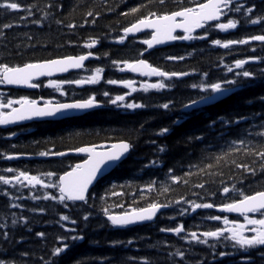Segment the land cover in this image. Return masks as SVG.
<instances>
[{
  "label": "snow or ice",
  "instance_id": "1",
  "mask_svg": "<svg viewBox=\"0 0 264 264\" xmlns=\"http://www.w3.org/2000/svg\"><path fill=\"white\" fill-rule=\"evenodd\" d=\"M178 2V0H177ZM127 4V0H124ZM152 0H140L136 6H131L129 11H121L119 14L128 16L136 14L141 10L148 8L146 14L138 17L130 25L122 29L123 35L116 41L119 44H124L125 39L129 36H135L137 33L150 31V38L139 40L140 44L146 45L139 55L143 57L144 53L153 49L156 45H163L172 41H196L207 40L209 29L214 27L221 32H226L229 29H236L238 24L243 21L245 25H258L264 22V13L257 12L256 3L252 0H193L194 6H184L179 4L175 10L159 11L152 10L149 5ZM160 8L166 7V0H156ZM63 5L54 0H48L43 8L40 7L38 0L31 4H22L19 0H0V10L5 14L22 13L15 20L0 24V38L5 35V30L19 27H27L29 21L37 27H43L42 21L47 20L49 16L55 13L48 10L55 9L60 11ZM37 11L43 12V15L38 19H31L36 15ZM234 14L239 19L228 18L227 22H222V17H229ZM92 10L86 13L84 23H88L87 17L98 16ZM212 22H216L214 25ZM57 25L63 22L59 19L55 20ZM95 23V20L92 21ZM68 29H75V23L64 25ZM84 27V24L79 25ZM199 29H204V34H197ZM179 33H182L179 34ZM27 39L31 41L32 36L28 35ZM252 41L262 42L264 46V34L252 35L242 39H230L227 42H221L220 39L211 41L213 45L223 49H229L231 45H249ZM97 39H91L90 42L83 44L86 49L96 47ZM33 45L29 44L28 47ZM255 51V48L251 49ZM107 53L104 56L107 57ZM93 56V53L81 54L77 56H66L63 58L48 59L37 62H26L16 65L0 62V85L26 87L29 89L39 88L41 85L35 83L41 77H53L56 73H67L70 69H81L84 67V62ZM99 59V56H93ZM168 59H184V57H168ZM112 64L117 65L119 71H129L136 73L142 77H158L162 78L157 83H144L140 90L147 93L150 89L157 91L171 89L174 84H166L165 80H172L174 77L180 80L183 77L193 75L189 72H167L152 66L145 59L140 58L133 61H117L112 60ZM251 63H264V57H248L245 59H236L233 64H225L226 73L223 78L215 81L200 79L198 82L188 84V88L193 91V95L186 101H181L177 105L176 101L169 100L162 104L151 105L154 109H163L166 113L179 112L180 115L172 121V126H164L155 130L154 135L165 137L169 135L172 128L182 124L193 113L201 111L204 108L215 105L216 103L234 95L238 90L248 86L251 81L264 78V68H259L257 71L245 68V65ZM123 64V67H119ZM104 68L96 67L91 75L74 80H52L49 79L44 85L48 88H53L61 96L65 95L62 90L64 84H75L82 86L84 84L96 85L101 81ZM228 74H231L230 76ZM205 78L208 73H203ZM109 85L122 84L129 92L126 95H131L138 91L133 85L136 81L132 79H124L117 81L108 79ZM105 97H109L107 91L103 92ZM126 95H116L109 99V103L126 110L135 111L137 109H147L148 104L143 102H125ZM264 103V96L258 98ZM250 99L247 103H252ZM101 105L96 101L95 96H90L84 100L74 102H53L52 100L44 101L42 106L34 99H29L26 96L18 98L5 97L0 94V126H9L19 124L24 121L38 119L55 120L58 117L66 118L70 113L86 112ZM257 117H264V111L253 113L251 117L243 116H227L220 115L214 120H210L205 126L204 133L192 134L186 137V142H192L198 145H205L200 148L199 156L196 160L189 161V169L183 172L184 177H189L193 173L191 169H196L208 177H216L222 175L218 170L222 165H234L238 171L240 179L238 183L243 184L244 180L257 174L264 176V120L259 124L251 123ZM244 121L250 122V127L244 128L238 132L235 137H228L225 133L231 127L240 125ZM144 126L141 125V128ZM220 130L218 138L215 133ZM16 133L9 134L7 139L15 136ZM211 137V139H209ZM146 143L156 145L157 154L162 157L167 148L165 145L157 144L156 140H149ZM15 147V145H12ZM134 148V144L130 141L119 140L111 144L91 145L70 149V151L83 155L81 162L69 165L63 174H57L53 171L43 172L40 175H32L28 171L18 170L13 167L0 169V196L7 199L5 211H0V264H28L26 258L32 257L29 252H16L15 245H18L23 240L15 239V230L17 227H25V230L31 232V227L28 226V217L23 215L24 211L39 212L43 214L45 209H26L24 205L17 203L21 200H44L54 201L56 204L63 205L69 208L70 204L76 206L79 202V207L82 209L94 207V203L90 204V188L95 182L100 179L106 168L118 167L127 154ZM214 149H218L214 150ZM24 154H5L0 152V158L6 160L19 159ZM40 157H64L68 153L64 151L52 152L41 151L38 153ZM240 155L244 158L242 161H237L231 157ZM30 158V157H29ZM149 167L162 168L163 164L159 159L153 158L146 162L141 169L138 170L142 174L144 169ZM9 173L11 175H5ZM174 169L169 167L165 173L164 179L150 178L141 192L159 191L161 195L171 192L173 189L168 184L171 181L172 185L180 184L182 177L175 175ZM58 177L57 179H53ZM234 179V177H233ZM215 183V180L211 181ZM224 185L223 180L220 181ZM184 185H189V180L183 179ZM121 187H124L121 185ZM192 187L203 189V194L192 192L193 196L198 197L197 200L189 199L186 196L180 198L152 200L144 207L129 208L121 212H113L112 206L103 203L100 205V212L106 220L107 225L112 229H129L136 225H141L146 222H154L158 214L164 215L162 209H173L175 215L168 214L169 220H175L176 216L186 217L192 216L198 210H211L221 213H235L243 218V222L239 220H230L227 216L206 215L202 216V220L220 221L222 227L217 226L215 229H206L196 231L186 229L182 222H178L174 227H159L160 233H170L184 242L187 247H175L166 242L158 241L156 244H149V251L155 253L154 256L145 255L143 257H135L127 254V250L137 241L134 239H114L108 242V246L112 248L120 247L125 250V254L119 259L110 254L93 257V264H162L160 248L163 245V264H216L217 259L223 260L225 257H236V264H264V190L256 191L253 194L244 193L242 188H237L236 183L232 185L231 191L233 194L238 193V199H232L231 202L221 203L219 205L214 202H208L206 197L215 196V192H210L204 182L196 183ZM27 189L29 195H24V190ZM54 189L55 194H49L44 191L42 196L34 195V190ZM230 192L228 186H223L221 195H227ZM122 192L113 191V196L123 195ZM94 201V198H92ZM103 199V198H101ZM179 206V207H176ZM116 208H123L122 203L114 205ZM17 210V211H12ZM251 214V215H250ZM92 212L85 211L82 214V220L87 222L92 216ZM63 222H69L71 225H76V219L70 218L69 215L59 214V219L55 223L64 229L66 233H71L69 236L58 237L60 246L52 249L46 259L43 255L39 257L42 264H58V258L65 254L72 245L84 241L83 228L77 231L76 227H66ZM99 227H104L100 224ZM195 227L199 228V225ZM37 237L44 238V232H37ZM70 241V243H64ZM95 243V242H90ZM197 246H206L207 252L204 256H200L194 250ZM225 249V250H220ZM84 255H89L85 253ZM211 257V260L208 257ZM82 257H76V260H81ZM76 260L72 264H76Z\"/></svg>",
  "mask_w": 264,
  "mask_h": 264
},
{
  "label": "trees",
  "instance_id": "2",
  "mask_svg": "<svg viewBox=\"0 0 264 264\" xmlns=\"http://www.w3.org/2000/svg\"><path fill=\"white\" fill-rule=\"evenodd\" d=\"M22 4H31L35 0H19ZM48 0H38L41 8ZM54 2L62 3L63 7L60 11L55 9L48 10L55 13L49 16L47 20L42 21L43 27H37L30 23L27 27H19L5 30V35L0 38V62L11 65L23 64L26 62H37L48 59L63 58L66 56H77L86 53H93L99 56L92 63H89L87 70L94 71L96 67L104 68L102 80L93 87L77 88L72 87L70 90L71 99H87L95 96L104 104V109L89 113L83 117L67 119L59 122H44L28 126L19 127L13 130H0V152L5 154H24L27 156H39L41 151L59 152L70 151L77 147L91 146L98 144H110L123 139L134 144L132 153L124 163L118 167L110 176L100 181L90 194L89 203H94V207L82 209L78 205H71L65 208L63 205L56 204L54 201L40 200H21L17 201L24 205L26 209H45L43 214L39 212L24 211L23 215L28 217V226L31 232L25 230V227H17L15 230V239L23 240L20 244L15 245L16 252H29L33 256L26 258L28 264H42L39 259L43 255L46 259L52 249L60 246L58 237L69 236L59 224L55 223L59 219V214L69 215L70 218L76 219L77 224L71 225L69 222H63L66 227H76L79 232L83 228L85 239L83 242L72 245L70 249L58 258V264H72L76 257H82L76 260V264H93V257L110 254L119 259L125 254V250L120 247L112 248L108 246V242L114 239H134L137 242L129 247L128 255L135 257H143L145 255L154 256L155 253L149 251V244H156L158 241L166 242L175 247H187L182 240L170 233H160L159 227H174L178 222H182L186 229L203 231L206 229H215L221 226L220 221L202 220V216L220 215L213 209L198 210L192 216L180 217L176 216L175 220H169L168 214L175 215L173 209L164 211L154 223L145 226H139L129 229H112L107 225L106 220L100 212V205L106 203L111 207L113 212L125 211L129 208L144 207L155 199L163 200L165 196L169 199L180 198L186 196L189 199L197 200L198 197L193 196L192 192L203 194L204 190L192 187L196 183L204 182L206 188L210 192H215V196L206 197L208 202H214L219 205L225 202H231L232 199H238V193L233 194L232 185L236 183L237 188H242L244 193L253 194L256 191L264 190V176L257 174L255 177H247L243 184L238 183L240 175L235 170L234 165H222L218 170L222 175L216 177H208L196 169H191L192 175L184 177L183 172L189 169V161H195L199 156L201 147L192 142H186V137L192 134L204 133L205 126L210 120L216 119L220 115L227 116H249L253 113L264 111V103L260 102L258 97L264 96V78L251 81L247 87L238 90L234 95L217 103L214 106L193 113L182 124L172 128L169 135L159 137L154 135L155 130L164 126H172L174 118L180 115L179 112L166 113L163 109H154L153 104H162L169 100L176 101L177 105L181 101H186L194 93L188 88V84L198 82L200 79L215 81L223 78L226 73L225 64L231 65L236 59H245L248 57L258 56L264 57V46L262 42H254L249 45H231L229 49H223L213 45L211 41L220 39L221 42H227L230 39H242L252 35L264 34V22L258 25H245L243 21L238 24L236 29H229L221 32L214 27L209 29L207 40L196 41H180L175 45L154 51H146L141 57L140 51L146 47L139 43V40L146 39L147 34L136 39H125L124 44L116 41L123 35L122 29L130 23L134 22L138 17L146 14L149 10L145 8L136 14L122 16L121 11H129L131 6H136L140 0H54ZM179 4L184 6H194L193 0H178ZM177 0H166V7L160 8L156 0H152L149 7L152 10L170 11L175 10L178 6ZM257 5V12L264 13V0H252ZM92 10L98 13V16L87 17L88 23L85 22L86 13ZM22 13L5 14L0 10V24L10 22L16 19ZM43 12L37 11L36 15L31 19H38ZM228 18L239 19L238 16L230 14L225 17L222 22H227ZM61 20L63 23L57 25L55 20ZM95 20L93 24L92 21ZM75 23V29H68L64 25ZM84 24V27L79 25ZM199 34H204L202 31ZM33 37L31 41L27 36ZM91 39H97L96 47L86 49L83 44L90 42ZM33 45L28 47V45ZM255 48V51L251 49ZM107 53V57L104 56ZM168 57H184V59H168ZM143 58L154 67L167 72H189L193 75L183 77L177 80H165L166 84H174L171 89L160 91H137L131 95L121 87H114L106 83L108 79L121 81L124 79H140L131 74L119 71L117 65L111 63L112 60L117 61H133ZM119 67H123L120 64ZM252 71L264 68V63H251L245 65ZM207 72L208 77L205 78L203 73ZM229 76L231 74H228ZM143 79V78H141ZM107 91L109 96L114 98L116 95H126L125 102H143L149 105L147 109H137L135 111L117 108L110 104L103 92ZM9 96L18 98L26 96L33 99H55L60 95L54 93L52 89L46 88L41 84L39 90L34 93H25L21 91H9ZM250 99L252 103H247ZM264 117H257L251 123L259 124ZM141 125L144 127L141 128ZM250 127L249 121H244L240 125L231 127L225 133L228 137H235L238 132L244 128ZM15 132L16 135L7 139L10 133ZM220 130L217 129L215 135L218 138ZM211 139V137H209ZM149 140H156L157 144L165 145L167 151L160 157L156 152V145L146 143ZM15 145V147H12ZM217 150L218 149H214ZM159 159L163 164L162 168L149 167L144 169L142 174L138 172L142 166L151 159ZM242 161L240 155L229 159ZM0 158V169L13 167L18 170L28 171L32 175H40L43 172L53 171L58 175L69 165L78 163L80 159L66 158L63 160L40 159L32 161H22L16 164H6ZM174 169L175 175H180L182 181L180 184H168L173 189L171 192L161 195L159 191L141 192L150 178L164 179L168 168ZM5 175H11L4 173ZM234 177V179H233ZM54 177L53 179H57ZM183 179L189 180V185L183 184ZM215 180V183L211 181ZM225 182L221 185L220 181ZM123 185L124 187H121ZM223 186H228L230 192L227 195H221ZM44 191L49 194H55L54 189L34 190L33 194L42 196ZM122 192L123 195L113 196L112 192ZM24 195L28 196V190H24ZM94 198V201L93 199ZM103 198V199H101ZM199 202V201H198ZM8 201L5 197L0 196V211H5ZM122 203L123 208L114 207L115 204ZM179 207V206H176ZM17 211V210H12ZM85 211L92 212L90 220L85 222L82 220V214ZM104 227H99L100 224ZM199 225L200 227H195ZM37 232H44L45 237L42 239L36 236ZM90 242H95L91 243ZM70 243V241H64ZM225 250V249H220ZM165 251L161 245V261L163 264V252ZM200 256H204L207 252L206 246H197L194 250ZM88 253L89 255H84ZM211 260V257H208ZM216 264H236V257H225L223 260L217 259Z\"/></svg>",
  "mask_w": 264,
  "mask_h": 264
},
{
  "label": "water",
  "instance_id": "3",
  "mask_svg": "<svg viewBox=\"0 0 264 264\" xmlns=\"http://www.w3.org/2000/svg\"><path fill=\"white\" fill-rule=\"evenodd\" d=\"M213 23V22H212ZM202 29H199L197 30V32L201 31ZM147 32H150L149 30H145L144 32H141V33H137L134 37H137L139 35H142L144 33H147ZM196 32V33H197ZM195 34V33H194ZM130 38H134L133 36H129ZM176 41H172V42H167L163 45H156L154 46L153 49H160V48H164V47H168V46H171L175 43ZM152 50V49H151ZM94 56V55H93ZM93 56H90L88 60H86L84 62V67L86 66V64L90 61H92L94 58ZM84 67H82L81 69H70L67 73H56L53 77L51 78H54V77H60V76H64V75H67L69 73H72V72H76V71H80L82 69H84ZM132 73V72H131ZM136 74V73H135ZM43 78H48V77H41L40 79H43ZM39 79V80H40ZM38 81V80H37ZM9 88H16V89H21V90H24V91H32V90H35L36 88H33V89H29V88H26V87H16V86H8ZM37 103L40 105L41 101H37ZM100 104V103H99ZM101 105V104H100ZM42 106V105H41ZM210 107V106H209ZM102 108V105L100 107H97V108H94L92 110H89V111H86V112H75V113H70L68 115V117L66 118H63V117H58L57 119L55 120H48V119H38V118H34L33 120H29V121H24V122H21L19 124H15V125H9V126H0L1 128L5 129V128H9V127H14V126H18V125H24V124H29V123H34V122H44V121H58V120H64V119H69V118H75V117H80V116H84L88 113H91V112H94V111H98ZM68 153V155L64 156V157H68V156H83V155H80V154H76L74 152H66ZM130 154V153H129ZM127 154V157L128 155ZM55 157V156H54ZM64 157H55V158H64ZM127 157L125 159H123L122 163L127 159ZM21 159V157L19 158ZM121 164V163H120ZM119 164V165H120ZM116 167H113V168H106L104 170V173L103 175L100 177V179H98L97 182L94 183V185L90 188V191L96 186V184L102 180L103 178H105L106 176H108L109 174H111L113 172V170L115 169ZM79 203V202H77ZM164 209L161 210V212L163 211ZM225 214H229V215H232V216H238V214H235V213H225ZM159 215V214H158ZM150 222H146L144 224H148Z\"/></svg>",
  "mask_w": 264,
  "mask_h": 264
},
{
  "label": "rangeland",
  "instance_id": "4",
  "mask_svg": "<svg viewBox=\"0 0 264 264\" xmlns=\"http://www.w3.org/2000/svg\"><path fill=\"white\" fill-rule=\"evenodd\" d=\"M144 83H156V82H153V81H147V82H144ZM143 83V84H144ZM63 97H66V95H64Z\"/></svg>",
  "mask_w": 264,
  "mask_h": 264
}]
</instances>
